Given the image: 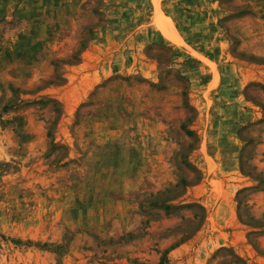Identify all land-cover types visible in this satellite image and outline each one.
Here are the masks:
<instances>
[{
  "label": "rangeland",
  "instance_id": "rangeland-1",
  "mask_svg": "<svg viewBox=\"0 0 264 264\" xmlns=\"http://www.w3.org/2000/svg\"><path fill=\"white\" fill-rule=\"evenodd\" d=\"M0 264H264V0H0Z\"/></svg>",
  "mask_w": 264,
  "mask_h": 264
}]
</instances>
